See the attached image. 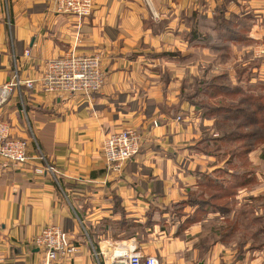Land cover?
Here are the masks:
<instances>
[{
	"label": "crops",
	"instance_id": "crops-1",
	"mask_svg": "<svg viewBox=\"0 0 264 264\" xmlns=\"http://www.w3.org/2000/svg\"><path fill=\"white\" fill-rule=\"evenodd\" d=\"M222 11L245 32L223 42L233 53L216 57L212 40L204 44L191 33H207L196 25L198 15L213 25ZM243 44L254 46L252 61L247 48H236ZM263 45L264 0H93L84 19L56 13L46 0H0V86L14 76L36 82L0 106V121L12 139L26 142L28 155L24 166L0 165V264H44L32 240L48 225L75 247L49 264H100L104 244L129 239L159 264H264L263 241L246 240L264 237V148L247 154L246 167L236 160L233 170L247 172L251 185L215 201L220 211L184 206L179 222L161 224L166 209L197 188L201 173L222 169L229 179L234 172L227 157L199 148L205 136H219L214 118L186 97L184 83L219 75L209 66L198 74L195 55L219 66L232 62L229 78L231 68L252 62L248 74H238L241 83L249 77L264 84ZM71 52L100 57L103 85L90 101L46 93L39 83L48 61ZM126 128L138 133L140 150L111 171L103 141Z\"/></svg>",
	"mask_w": 264,
	"mask_h": 264
},
{
	"label": "built area",
	"instance_id": "built-area-1",
	"mask_svg": "<svg viewBox=\"0 0 264 264\" xmlns=\"http://www.w3.org/2000/svg\"><path fill=\"white\" fill-rule=\"evenodd\" d=\"M56 13L84 19L93 9V0H46ZM28 52L25 51V54ZM258 54V52H257ZM264 55V45L259 51ZM101 60L97 55L85 56L69 53L62 58L46 63L39 79L46 93H67L86 101L92 100L103 85ZM34 80H23L14 76L0 86V106L7 102L15 91L33 89ZM140 137L134 129L126 128L106 135L103 141V159L107 169L121 171L140 150ZM28 161L27 144L24 140L12 139L6 124L0 121V165L2 167L24 166ZM52 171V168H48ZM109 246L100 264H159L155 257L144 256L135 242ZM32 245L44 252V264L58 257H67L75 252L67 235L56 225L43 227L32 240Z\"/></svg>",
	"mask_w": 264,
	"mask_h": 264
},
{
	"label": "trees",
	"instance_id": "trees-1",
	"mask_svg": "<svg viewBox=\"0 0 264 264\" xmlns=\"http://www.w3.org/2000/svg\"><path fill=\"white\" fill-rule=\"evenodd\" d=\"M197 18L196 25L198 26L200 22H208L205 16L198 15ZM212 21L213 25L200 27L205 28L207 33L199 31L198 28L193 30L191 33L192 39L197 38L204 44H209L212 40L211 49L216 52L228 49V46L222 45L223 42L240 40V33H243V30L236 28L237 24L234 19H225L223 11L218 12L216 18ZM238 32L240 38H237ZM211 35H215V37H209V39L207 36ZM234 82L232 86L226 73L211 78H203L195 83L194 91L192 93H188V91L186 96L195 104L197 110H204L202 116H213L212 128L219 136V138L214 137V135L205 136L201 140L203 143L199 146L200 150L213 154L220 161H224L223 159L227 157L226 164L232 171L239 164L243 167L247 166V154L252 150L260 147L264 148V93L257 89L261 85L253 83L249 77H245L241 83V78L237 76ZM197 93L215 97L218 100H222L224 96L234 98L232 97L234 94H241L242 98L240 102L232 99L230 103L234 100L236 104L229 106H226L229 102L223 104L220 101V104L217 103L216 106L210 107L200 104L201 99L198 98ZM202 102L204 103V100ZM206 109L209 114H207ZM236 160L239 161V164ZM224 173L225 171L222 169H216L213 174L201 173L200 178L197 180V188L194 190L188 189L186 200L174 206L182 209L184 206L196 207V210L200 212H206L212 206L213 209L220 211L221 207L215 201L226 198L233 199L238 188L251 185V178L248 177L247 172L237 175L234 171L230 173L229 179L223 176ZM191 220L187 219L186 223L191 222Z\"/></svg>",
	"mask_w": 264,
	"mask_h": 264
},
{
	"label": "rangeland",
	"instance_id": "rangeland-1",
	"mask_svg": "<svg viewBox=\"0 0 264 264\" xmlns=\"http://www.w3.org/2000/svg\"><path fill=\"white\" fill-rule=\"evenodd\" d=\"M203 11H204V9H203ZM200 25H201V27H203L204 25L205 26H210V24L208 25V23H205V22H200ZM243 32H245V31H243ZM244 43V42H243ZM251 44H243V45H241V46H237L236 48H241L239 51H241L243 48L244 49H246L247 48V52H244V56H246L247 57V59L249 58L251 61H252V59H251V56H252V53H254L252 50H253V45L251 46L252 48H251V50H250V46ZM235 47V46H234ZM225 52V53H224ZM234 52V50H229V49H223L222 50V55H224V56H228L229 54L228 53H233ZM202 52H197V54L195 55L196 56V63L194 64V65H196L197 64V66L196 67H198L197 69H198V74H201L204 70H206V68L209 66V70H210V73L212 72V73H218L217 75H221L222 73H225V70H226V72H228V68H229V66H232L233 64H231V63H229V65L227 64V65H223V66H219V65H217L215 62H213L214 61V59H213V57L211 58V59H213V60H206L205 58L206 57H204L202 54H201ZM216 57L219 55V53H217V52H215V54H214ZM241 58H242V56H241ZM215 59H217V58H215ZM213 62V63H212ZM241 62V61H240ZM252 64V62L249 64V65H247V66H245V68L244 67H242V68H239V67H236V66H234L233 68H231L230 70H232L231 72H230V74H229V76L231 77V78H229L230 80H231V85L233 86L234 85V81L236 80V77L238 76V73H240V74H245L246 75V73L248 74V68L250 67V65ZM181 66H184L183 68H184V70L186 71V67L188 66V62H186V63H182V64H180ZM202 65V66H201ZM239 68V69H238ZM222 71V72H221ZM234 71V72H233ZM198 81H201V80H198ZM197 81V82H198ZM254 83V82H253ZM257 83H259L261 86H260V88H257L258 90L260 89V91H261V93H264V84H263V82H257ZM183 84V83H182ZM184 86H185V88L186 89H184V91L185 92H187V89L188 88H190L189 89V91L190 92H188V93H192L194 90V86H195V83L193 84V82H192V79H190V80H188V79H186V81H185V83H184ZM259 87V86H258ZM260 91H258V92H260ZM188 94H186V96H187ZM197 96H198V98H200L201 100L199 101L200 102V104H205V105H207V106H210V107H214V106H216L215 104H220V101H222L223 102V104H225V103H228L229 102V104L228 105H226V106H229V105H232V104H236V101H232V103H230L231 102V100L232 99H236L238 102H240V99L242 98L241 96V94H234V95H232V97H234V98H230V97H227V96H224V98L222 99V100H218V98H215V97H210V96H205L204 94H202V95H200V94H198L197 93ZM204 100V103L202 102L201 103V101H203ZM207 110V109H206ZM204 112V110H198V113L199 114H202ZM207 114H209V112H208V110H207ZM211 115V114H210ZM264 115V114H263ZM213 117V116H212ZM247 196V195H246ZM163 212H165V211H163ZM166 212H168V214L164 217V220L161 222V224H163L165 227H168V226H170V225H173V223H177L176 221H178L179 222V218H181V217H183L184 215L182 214V208L180 207H175V206H170V207H168L167 209H166ZM170 215H173L174 216V218L172 219V218H170ZM168 216V217H167ZM149 219H151L150 217H149ZM150 222H151V220H150ZM247 223H248V221L246 222V221H244L243 222V226L244 225H247ZM179 224V223H178ZM129 240H131V239H129ZM129 240L128 241H126L127 243H125V245H129L130 244V242H129ZM135 240L136 241H141L142 239L138 236V237H136L135 238ZM234 240V239H233ZM237 240H245V239H237ZM246 240H248L249 242L250 241H254L255 243H261L262 241V246H264V237H262V239H259V238H257V239H246ZM253 244V243H252ZM114 246V245H113ZM102 249L103 250H106V251H108L109 250V245L108 244H104L103 246H102Z\"/></svg>",
	"mask_w": 264,
	"mask_h": 264
}]
</instances>
